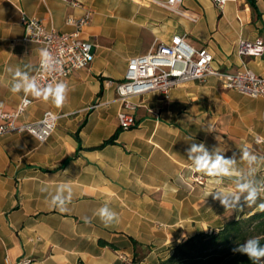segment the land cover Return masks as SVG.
Segmentation results:
<instances>
[{
	"label": "crops",
	"instance_id": "crops-1",
	"mask_svg": "<svg viewBox=\"0 0 264 264\" xmlns=\"http://www.w3.org/2000/svg\"><path fill=\"white\" fill-rule=\"evenodd\" d=\"M75 1L78 7L62 0H0L1 110H14L25 96L10 91L13 72L19 67L33 76L43 49L26 40L23 14L70 33L74 28L67 17L91 10L92 20L80 37L94 51L88 67L59 80L69 86L62 107L28 96L32 104L18 123L35 122L46 111L58 115L47 141L29 134L0 135V264L24 259L29 264H131L135 255L141 257L138 264H157L178 242L259 210L232 212L211 196L205 199L208 190L234 187L237 177L211 184L210 177L192 171L186 150L203 142L209 151L234 157V167L247 173L241 149L264 156L255 141L264 140V99L225 89L209 76L173 88L167 98L158 92L134 97L135 126L121 130L114 83L124 78L131 57L175 35L185 36L194 48H207L224 71L245 66L264 76V52L237 54L241 38L264 41V0H256V12L246 0H225L222 9L212 0H182L180 9L196 22L155 3L166 0ZM207 127L211 131L203 130ZM113 135L114 143L102 146ZM256 169L255 178L264 179V167L258 163ZM195 175L205 184L192 183ZM61 183L73 191L64 212L49 203ZM45 184L47 193L40 191ZM104 205L118 213V222L105 226L94 215Z\"/></svg>",
	"mask_w": 264,
	"mask_h": 264
},
{
	"label": "built area",
	"instance_id": "built-area-1",
	"mask_svg": "<svg viewBox=\"0 0 264 264\" xmlns=\"http://www.w3.org/2000/svg\"><path fill=\"white\" fill-rule=\"evenodd\" d=\"M62 1L73 7L79 6V2L75 0ZM212 1L220 9L225 4V0ZM155 3L178 16L192 22L197 21L195 16L180 9L182 0ZM91 20V10H85L81 16H68L66 24L72 26L74 30L70 33H62L47 28L40 19L22 15L21 24L25 30L26 40L41 44L43 49H48L59 61L54 72H45L38 64L32 77H35L39 84L43 86L62 80L73 72L89 66L94 58L93 44L82 39L80 33ZM263 52L264 41L261 37L253 40L243 38L238 40L237 54L240 57L257 56ZM209 76L220 80L225 89L234 90L251 98L264 99V76L255 74L245 66L235 71H224L214 65L213 55L207 48H194L186 42L185 36L175 35L169 42L157 44L147 54L131 57L124 78L114 83L117 99L121 103L117 113L119 128L128 130L135 126L138 103L132 101L134 97H140L148 92H158L167 98L173 88L191 81H201ZM26 99L27 103L24 102L25 96H23L12 111L0 109V135L29 134L37 141L45 142L56 129L58 115L46 111L35 122L18 123L19 117L32 104L28 96ZM255 141L263 146L264 151L263 138L258 136ZM191 181L198 185L205 184L204 178L200 175L193 176ZM121 259L128 260L124 256H121ZM29 263L28 259L19 262V264Z\"/></svg>",
	"mask_w": 264,
	"mask_h": 264
},
{
	"label": "clouds",
	"instance_id": "clouds-1",
	"mask_svg": "<svg viewBox=\"0 0 264 264\" xmlns=\"http://www.w3.org/2000/svg\"><path fill=\"white\" fill-rule=\"evenodd\" d=\"M40 68L45 72H54L57 70L59 61L52 53L44 48L39 51ZM13 72L12 68L7 69ZM12 93L25 94V103L27 96L42 99L45 102L51 101L57 108L62 107L67 99L69 86L64 81H55L41 85L35 77L29 76L27 72L20 71L19 67L15 69L10 83ZM203 128V127H202ZM205 131H211L208 127ZM217 141L221 137L216 136ZM187 158L192 162V171L203 173L210 177L209 182L214 185H221L224 177H237L232 188L212 189L205 192V199L211 196L214 200L226 209L232 212H243L245 207H257L264 212V179H256V165L259 163L264 167V156H257L247 147L241 149V159L249 166V171L244 173L237 170L234 166L236 160L234 157L226 158L219 150L209 151L205 143H191L186 150ZM41 192L47 193V185H42ZM73 198V191L68 183H61L55 193L49 198L50 205L61 212L66 211L67 205ZM94 215L98 216L105 226H110L118 222V213L109 206L100 207ZM237 220L240 216L236 217ZM235 253L246 255L252 264H264V243L257 237L246 239L231 249Z\"/></svg>",
	"mask_w": 264,
	"mask_h": 264
},
{
	"label": "trees",
	"instance_id": "trees-1",
	"mask_svg": "<svg viewBox=\"0 0 264 264\" xmlns=\"http://www.w3.org/2000/svg\"><path fill=\"white\" fill-rule=\"evenodd\" d=\"M252 11H257L256 0H246ZM116 135L102 146L112 144ZM257 237L264 243V212H250L239 220L232 219L209 233H197L175 244L167 256L159 258L157 264H252L246 255L233 253L231 249L246 239ZM134 247L139 245L131 239ZM102 246L113 247L104 240ZM141 257L135 255L131 264H138ZM79 264H82L81 262Z\"/></svg>",
	"mask_w": 264,
	"mask_h": 264
}]
</instances>
